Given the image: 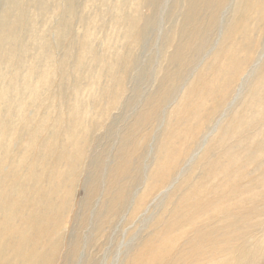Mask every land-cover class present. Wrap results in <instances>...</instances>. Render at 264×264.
<instances>
[{
    "label": "rangeland",
    "instance_id": "1",
    "mask_svg": "<svg viewBox=\"0 0 264 264\" xmlns=\"http://www.w3.org/2000/svg\"><path fill=\"white\" fill-rule=\"evenodd\" d=\"M216 1L203 4L199 31L189 25L179 36L186 0H160L157 7L156 0H15L11 8L0 0V88L28 82L22 56L37 70L30 84L39 98L42 154L39 165L32 163L40 180L38 224L55 248L51 264H64L74 249L75 264H127L176 187L213 168L205 160L212 149L209 157L220 162L227 148L236 156L254 149L263 154L255 164H264V93H253L264 70V11L255 17L252 9L244 17L249 28L228 38L229 22L240 20L246 2L220 8ZM132 14H142L136 30L128 28ZM189 40L187 60L173 62L178 43ZM20 67L23 76L16 74ZM247 135L252 142L235 146ZM185 149L191 153L178 159L177 182L161 194L165 174ZM2 172L6 180L9 166ZM8 185L24 187V181ZM122 191L130 196L118 211ZM66 246L73 249L65 253ZM254 249L239 264H264V244L257 254Z\"/></svg>",
    "mask_w": 264,
    "mask_h": 264
},
{
    "label": "bare ground",
    "instance_id": "2",
    "mask_svg": "<svg viewBox=\"0 0 264 264\" xmlns=\"http://www.w3.org/2000/svg\"><path fill=\"white\" fill-rule=\"evenodd\" d=\"M9 1L11 8L15 0ZM135 1L140 2V0ZM230 1L232 0L216 2L217 6L221 8L223 3ZM209 2L210 0H186L183 21L180 22L181 27L177 32L179 36L184 32L186 33L189 25H193L198 30L197 28L202 22L203 4L207 5ZM159 3L160 0H156L155 7ZM244 3L245 6L240 8L242 12L241 23L236 17L234 20H230L229 23L232 25L230 28L232 29L229 28L225 37L229 38L228 34L239 29V27L241 30L249 28L252 23L247 24L244 17L249 18V12L255 7V17L262 16L260 14L261 11H264V0H244ZM219 7H216V11ZM141 17L142 14L140 16L132 14L129 18L130 25L128 28L136 30L139 21L143 19ZM151 22L152 20L147 19V27ZM33 31L34 28L32 27L30 34ZM193 31V37H198L197 31ZM261 35H264V31ZM191 41L178 43L176 46L177 54L173 58V62L184 64L185 51L191 46ZM226 41L228 43V40ZM233 52L234 55L237 54L234 50ZM253 59L254 56L252 55L250 59L248 57L247 63L249 64L246 67L250 65ZM21 62L22 66L28 70V82L26 81L18 89L0 88V264H51L55 248L44 239L42 229L38 224L40 218L38 190L40 180L33 170V168L36 169V164L39 165L42 154L40 139L43 132L41 114L34 108L38 105L39 98H37L33 84H30V76L34 78L37 70L30 69L32 62L26 63L24 56L21 57ZM23 67L16 70L17 76H23ZM122 73L124 74V71ZM255 79L259 83V89L252 90L254 96L264 93V70ZM123 85L124 82L122 81L121 88ZM30 94L31 100L25 102ZM262 101V99L258 100L257 97L255 99L259 105ZM256 103L250 105L249 109H253ZM228 108L226 109L228 110ZM78 112L75 111L72 114H78ZM259 133L263 134V132ZM248 136L250 135L239 141L240 143L237 142L235 146H244L252 142V138H248ZM204 143L202 142V145ZM161 148L162 157L166 148ZM253 150L246 149L245 152L236 156L232 154L233 152L229 155L230 152L227 148L223 151L225 152L223 155H227L225 158L227 160L220 162V160L213 161V157H209L213 152L212 149L205 160L211 162L213 168L204 170L198 176L195 175L196 177L192 176L189 180H185V186L176 187L174 196L169 199L165 215L152 225L127 264H239L248 260L252 250L257 244H260L254 249L253 254H257L264 244V164L263 162L255 164L256 160H260L263 154L260 155ZM190 153V149L188 151L185 149L183 156L177 158L174 169L165 174L164 184L159 190L161 194L166 195L174 182H177L175 171L182 162L178 159H184ZM35 160H37L36 164L32 163ZM97 164L98 169L101 170L102 163L97 162ZM3 165H8L10 169L6 180H4L6 174L2 172ZM253 166L255 167L253 168ZM246 168L254 171L250 173ZM160 169L161 167L158 166L155 171L156 181H158L160 171L163 168ZM203 169L204 166L202 171ZM18 177L24 181V187L8 185L17 180ZM120 194L121 201L115 204L118 211L126 205L128 200L126 197L130 196L129 191H122ZM142 206L141 204L138 207ZM29 220L34 221L31 227L27 226ZM106 224L109 226V221ZM72 249L66 246L64 252L68 253ZM76 259L77 250L74 249L64 264H75Z\"/></svg>",
    "mask_w": 264,
    "mask_h": 264
}]
</instances>
